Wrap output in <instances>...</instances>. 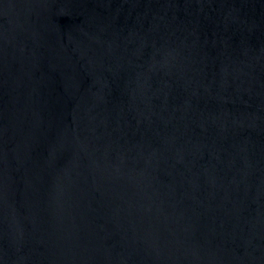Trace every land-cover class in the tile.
Returning <instances> with one entry per match:
<instances>
[{"label":"water","instance_id":"95a60500","mask_svg":"<svg viewBox=\"0 0 264 264\" xmlns=\"http://www.w3.org/2000/svg\"><path fill=\"white\" fill-rule=\"evenodd\" d=\"M0 264H264V0H0Z\"/></svg>","mask_w":264,"mask_h":264}]
</instances>
